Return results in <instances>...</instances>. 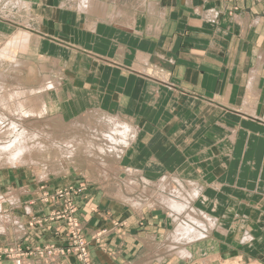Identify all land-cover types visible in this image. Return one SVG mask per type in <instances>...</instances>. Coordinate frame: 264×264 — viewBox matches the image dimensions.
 I'll use <instances>...</instances> for the list:
<instances>
[{"label": "crops", "instance_id": "obj_1", "mask_svg": "<svg viewBox=\"0 0 264 264\" xmlns=\"http://www.w3.org/2000/svg\"><path fill=\"white\" fill-rule=\"evenodd\" d=\"M14 2L27 11L38 54L44 55L41 58L46 62L52 60L53 67L44 68L39 76L61 82V100L56 98L52 102L58 117L62 121L75 120L94 111L131 119L136 135L119 167L128 156L135 158L141 151L146 153L153 141H160L170 156L181 158L172 159V165H165L162 171L176 173L178 170L170 168L177 163L180 172H184L183 158L188 157L195 141L202 144L196 146L200 156L208 155L203 142L216 141L218 146L213 143L210 152L219 157L221 126L233 128L234 148L230 155L240 159L233 173L237 181L221 184L224 168L213 166L214 176L210 180H220L217 185L211 181L210 186L204 187L191 183L197 186L192 208L198 212L194 205L204 198L210 199L215 211L221 195L236 202L235 193L240 190L246 196L244 210L250 211L246 214L249 243L234 244L235 248L232 244H219L209 251L210 246L204 245L207 249L203 253L209 255L201 261L189 259L194 247L206 242L181 246L190 257H184L187 260L168 259L177 252L175 249L169 255L167 248L172 246L160 251L154 246L150 252L164 254L163 259L155 256L138 260L146 231L157 237L164 225L162 218L150 212V208L141 209L146 212L137 218L118 200H111L94 188L79 202L87 240L105 231L99 243L90 242L91 264H264V0ZM30 32L29 37L34 36ZM190 113L197 116L195 121ZM158 165L154 156L147 164L154 172ZM132 166L136 173L147 177L142 170L145 168ZM241 175L245 176L243 185L239 181ZM208 187L215 196H210ZM140 219L145 223L142 227ZM166 219L164 222L171 220L174 231L172 218L167 215ZM118 220L124 221L123 227L113 226L112 221ZM218 230L222 234L227 230L231 235L228 228L219 225ZM28 233V247L43 242L60 245L63 236V232L56 236L49 229ZM213 244L209 243L212 247ZM0 264L14 262L0 256ZM22 264L45 263L29 257ZM53 264L77 261L68 256Z\"/></svg>", "mask_w": 264, "mask_h": 264}, {"label": "rangeland", "instance_id": "obj_2", "mask_svg": "<svg viewBox=\"0 0 264 264\" xmlns=\"http://www.w3.org/2000/svg\"><path fill=\"white\" fill-rule=\"evenodd\" d=\"M13 2L14 0H0V118L3 119L0 124V146L9 144L13 136L22 128L32 132L35 129L41 133V137L48 136L44 142L50 154L44 157L45 161L39 159L38 163L29 161V164L16 166L4 165L3 159L0 160L2 162L0 163V197L3 198H0V244L3 245L0 256L11 260L14 264H22L23 259L29 257L42 260L45 264H53L68 256H73L77 264H91L90 242L93 240L99 243L105 231L102 230L90 241L87 240L79 215V202L85 199L90 189L94 188L111 200H118L117 202L124 205L126 209H130L137 218L144 216L146 211L140 210L145 208L148 209L147 211L152 209L150 212L162 218L164 225L160 227L162 230H159L157 237L153 236L155 235L153 232L146 231L143 237L144 249H141L138 260L146 261L154 259L155 256L157 259H163L164 254L150 252L154 246L157 251H160L162 248L176 245L179 248H167L171 250L169 255L175 253L173 250H177L176 254L168 259L187 260L190 257L188 253L183 252L181 246L206 242L199 244L201 246H195L193 256L189 259L201 261L207 260L209 252H203L208 246H210L209 251L218 248L219 244L225 246L232 244L233 247L234 244L239 246L249 243L251 237L246 234L248 224L246 214L250 211L244 210L243 202L246 196L239 192L240 190L235 193L236 202L233 200L231 202L230 199L221 195L218 209L215 211L209 198V201L201 198L194 205L201 215L192 208L197 186L191 183L204 187L207 184L210 186L212 182L217 185L220 180L219 178L210 180L214 176L213 166L215 168L221 165L224 168L225 173L222 174L224 181L221 184L232 185V182L237 181L238 177H235L233 173L240 159L230 155V151L234 148L232 145L234 140L231 139L233 128L229 129L228 125L225 126L226 128L221 126L219 157H214L210 152L213 143L216 147L218 146L216 141L203 142L205 149H208L206 151L208 155L205 156L196 154L198 150L196 146H202V144L195 141V145L188 152V157L183 158L184 172H180L181 167L177 163L170 168L174 171L178 170L176 173L162 171L165 165H172V159L179 161L181 158L170 156V151L167 148L164 150L165 146H162L160 141L155 144L153 141L146 153L141 151L135 158L132 155V157L128 156L119 167L118 164L125 158V153L136 135L131 133L132 140L129 139V144L120 140L121 132L125 130L121 123H126L134 129L131 119L93 111L90 115L76 118L77 120L73 118V120L61 122L54 110L56 106L52 104L56 98L58 101L61 100L53 87L55 84L60 91L61 82L49 76L43 78L39 76V72L44 71V68L53 67L52 60L46 62L41 58L44 55L40 57L36 37L29 31L32 27H28V24L31 26L32 23L28 19L27 11L20 3ZM27 32L34 36L29 37ZM30 90L34 93H29ZM50 104H52L50 113L55 112V114L42 118L33 116L42 109V106ZM24 112H30L31 117L26 116ZM194 115L190 113L193 121L197 118ZM74 121L76 123L71 124ZM37 122H39L38 127ZM108 136L116 137V140H110ZM66 144H71L75 152L69 154ZM90 152L92 156L88 154ZM134 154H137L136 150ZM153 156L160 164L155 166L158 168L155 172L147 166ZM133 164L138 168H145L142 170L148 178L132 170ZM4 174L7 177L2 178ZM39 176H43V179ZM244 177L241 175L239 179L242 185ZM207 192L211 193L210 196H215L209 187ZM45 208L49 210H44ZM165 213L172 218L175 225L174 231L171 220L164 222L167 218ZM253 219H257V216L253 215ZM143 221V219L139 220L140 227L145 224ZM112 224L114 227H123L124 221H112ZM214 224L215 229H212ZM219 225L222 229H230L231 235L227 230V232L224 231L225 234H222L218 230ZM180 228L190 229L187 236L180 233ZM38 229H49L56 236L63 232L61 244L43 242L39 245L34 243L33 245L37 246L28 247L26 242L28 230L31 232ZM212 241L213 247L209 245ZM204 245L207 247L204 248ZM214 245H216L215 248ZM211 254L214 258L215 255L212 252ZM187 256L188 258H184Z\"/></svg>", "mask_w": 264, "mask_h": 264}, {"label": "bare ground", "instance_id": "obj_3", "mask_svg": "<svg viewBox=\"0 0 264 264\" xmlns=\"http://www.w3.org/2000/svg\"><path fill=\"white\" fill-rule=\"evenodd\" d=\"M14 3V2H13ZM57 85H59V84H57ZM54 88H55V92H57L56 93V95H57V97H59V90H58V88H56L55 87V84H54V86H53ZM41 89H43V88H41ZM37 91V90H36ZM53 91V92H54ZM22 92V91H21ZM31 92H33V91H31L30 90V92L29 93H31ZM28 93V94H29ZM34 93V92H33ZM38 93V92H37ZM40 94V93H39ZM43 94V93H42ZM36 99V98H35ZM37 100V99H36ZM50 102V101H49ZM40 104H42L41 102H40ZM41 105H39V107H40ZM38 107V106H37ZM52 107V104H50L49 106L47 105V106H42V109H40V111L36 114V115H33V116H36V117H39V118H42V117H45V116H47V115H49V114H51L50 113V110L52 109L51 108ZM38 109V110H39ZM31 110V109H30ZM37 110V111H38ZM23 111V108H22V110H21V112ZM28 111V110H27ZM34 111V110H33ZM20 112V113H21ZM26 112V111H25ZM24 112V113H25ZM26 114V116H30L31 117V115H30V112H27V113H25ZM33 114V113H32ZM20 115H22V114H20ZM19 115V116H20ZM58 115V114H57ZM23 116H24V114H23ZM25 116V117H26ZM48 117V116H47ZM53 117V116H52ZM106 117H110V116H106ZM51 118V117H50ZM31 119V118H30ZM38 119V118H37ZM61 119V118H60ZM3 122V119L2 118H0V124ZM45 122V121H44ZM50 122V121H49ZM61 122H63L62 121V119H61ZM35 123V122H34ZM38 123L39 122H37V127H38ZM48 123V122H47ZM58 123V122H57ZM60 123V122H59ZM76 122L74 121V122H72L71 124H75ZM9 124V123H8ZM122 125H123V129H125V130H123L122 132H121V141L123 140L124 142H125V144H127L128 143V141H129V139H131L132 140V137H130L132 134H135V131H134V129L132 128L131 129V127H129V125H126V123H121ZM11 125V124H10ZM32 125V124H31ZM69 125V124H68ZM16 127V126H15ZM32 127H34V126H32ZM31 127V128H32ZM1 128V127H0ZM22 128V127H21ZM28 128V127H27ZM110 128V127H109ZM13 130H14V128H12ZM19 129V128H18ZM34 129V128H33ZM32 129V130H33ZM13 130H11V131H13ZM10 131V130H9ZM15 131V130H14ZM36 130L34 129V131L32 132V131H29V130H24L23 128L21 129V131H18L17 133H16V135L15 136H13L14 138H12L13 140L9 143V144H6V145H1L0 146V160L1 159H3L2 161H3V163H4V165H23V164H27L29 161H31L32 163H38L39 162V159L40 160H42V161H45V159H44V157L45 156H48V154H50V153H48V152H50V151H48V149L49 148H47V145L45 144V142H44V140L47 138L48 139V136L47 137H41V133H38V131H36ZM134 131V132H133ZM42 132H44V131H42ZM11 133V132H10ZM38 133V134H37ZM102 133V132H101ZM104 133V132H103ZM132 133V134H131ZM11 134H13V133H11ZM118 134H120L119 132H118ZM46 135V134H45ZM45 135H43V136H45ZM48 135V134H47ZM104 136H106L107 137V135H104ZM108 138L110 139V140H113V141H115L116 140V137H111V136H108ZM10 139V138H9ZM46 141V140H45ZM48 141V140H47ZM50 141V140H49ZM48 141V142H49ZM9 142V141H8ZM56 142V141H55ZM64 144V143H63ZM129 144V143H128ZM49 145V144H48ZM52 145H53V143H52ZM59 146V145H58ZM66 146L68 147V150H69V154L70 153H73V152H75L74 151V148H72L71 147V144H66ZM54 147H55V145H54ZM71 148V149H70ZM51 149V148H50ZM61 149V148H60ZM65 149V148H64ZM62 150H63V148H62ZM67 150V151H68ZM100 151H101V149H99ZM66 151V150H65ZM53 153V152H52ZM65 154V153H64ZM90 156H92V152H90V153H88ZM33 155V156H32ZM34 155H35V157H34ZM57 155V154H56ZM75 155V154H74ZM32 157H34V158H32ZM68 157H69V155H68ZM76 158V157H75ZM0 163H2V162H0ZM29 164V163H28ZM105 164V163H104ZM3 165V164H2ZM36 165V164H35ZM0 167H1V165H0ZM7 167V166H6ZM14 167V166H13ZM20 167V166H19ZM4 168V167H3ZM47 169V168H46ZM43 177V176H42ZM42 177H40L39 176V178H42ZM43 179V178H42ZM180 182V181H179ZM131 191V190H130ZM13 192V191H12ZM187 195V194H186ZM0 198H2V197H0ZM3 199V198H2ZM14 199V198H13ZM183 203V202H182ZM174 204V203H173ZM187 204V203H186ZM174 206V205H173ZM178 206V205H177ZM180 210V209H179ZM181 211V210H180ZM181 214V213H180ZM176 221V220H175ZM1 223V222H0ZM179 228V227H178ZM4 230V229H3ZM189 228H180V233H182V235H184V236H187L186 234H188V232H189ZM1 231H2V229H1ZM5 232H7V231H5ZM178 240V239H177ZM174 241H175V239H174ZM171 251V250H170Z\"/></svg>", "mask_w": 264, "mask_h": 264}]
</instances>
